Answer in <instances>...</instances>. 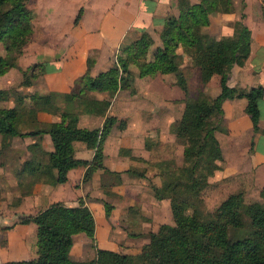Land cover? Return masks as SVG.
<instances>
[{
    "label": "crops",
    "instance_id": "0c3cea01",
    "mask_svg": "<svg viewBox=\"0 0 264 264\" xmlns=\"http://www.w3.org/2000/svg\"><path fill=\"white\" fill-rule=\"evenodd\" d=\"M30 1L35 12L32 38L18 57L16 65L0 75V81H5L1 82L0 88H14L18 85V90L23 93L70 91L74 82L87 70L94 76L117 64L122 56V49L136 40L143 31L150 33L153 38V43L147 52L148 59L151 58L155 48L162 44L159 30L166 18L179 14V0ZM188 1L197 3L199 0ZM233 6L234 9L230 12L217 10L212 12L209 16L210 23L204 26L203 31L211 36V39H217L224 32L228 33L224 35H231L229 32H232L234 26L237 27V23L241 26L243 25L241 22L246 20L254 24V27L247 25L251 30L250 53L242 65L232 67L228 83L231 86L243 88L259 84L263 86V96L259 101V130H253L250 116L245 111L247 103L245 97L226 98L223 101L222 108L228 132L219 134L216 132L223 159L219 161L221 168L214 172L209 181L210 184L213 182L222 184L226 193L241 191L246 203L251 201L263 203L261 190L264 188V16L262 8L264 3L263 0H233ZM79 10H81L80 18L75 22ZM176 51L182 55V67L190 60L195 65L190 49L180 45ZM41 62L45 63V71H37L33 76H30V72L27 74L26 67ZM132 66L136 65L130 66L129 88L90 92L96 98L110 100L105 116L68 111L65 117L66 123L71 126L91 128L87 126L95 124L94 127H102L106 116H116V121L109 129L110 132L111 128L119 126L120 141L112 151L115 154L110 152L107 140L109 132L102 143L103 164L114 173H107L103 168H98L89 179L84 180L87 166L78 165L68 169L66 180L63 182L50 184L37 180L35 175L33 177L29 173L32 156L27 144L35 141L36 138L33 136L20 137L23 139L25 153L19 155L23 165L18 170L19 175L30 176L28 182L13 178L10 170L5 171V167L0 166V180L5 177L8 183L17 185L19 190L26 184L30 189L26 190L27 193L20 191V194L24 195L21 202L12 210L8 209L0 214V264L10 260L28 259L36 255L37 226L34 222L22 223L18 217L35 213L54 201L76 205L82 199L94 215L96 238L98 226L105 227V224L99 223L95 217L96 210L99 214H106L104 204L97 203L99 200H105L112 206L109 215L116 220V224H121L120 217L129 216V213L131 217L138 218V221H134V224L138 226L134 231H125L119 225V231L124 239L117 249L103 245L102 248L133 254L140 251L138 243L148 242V233L157 230L159 225L156 228L147 229L146 219L152 216L155 207L149 206L147 210L142 204L140 193H150V188L143 185L146 177H151L153 184L157 186L161 184V179L156 170H152L151 167L146 168L145 164L155 162L150 159L154 148L168 145L175 139L172 125L182 116L184 95L188 94L175 83L173 73L140 76L138 67L136 66L137 70H134ZM50 68L52 70H49ZM197 71L199 77V66ZM214 76L218 75L212 77ZM211 79L206 82L202 90ZM134 83L136 85L144 83L143 87L147 86L149 90H143L140 96L134 94L132 90ZM214 83L217 85L215 90L217 88L219 93V79L216 78ZM149 92L152 95L148 96L158 102L144 103L145 93ZM26 99L36 110V119L39 124L61 118L60 112L53 113L49 106L40 101ZM10 101L12 106L14 102L12 99ZM151 132H154L153 135H150ZM40 140L44 151L49 152L53 149L48 133H43ZM72 145L75 157L91 160L95 150L91 144L76 140ZM118 157L128 158L125 165L122 163L124 161H120ZM107 160L110 165H107ZM128 169L131 170L128 171ZM21 170L26 172L22 174ZM135 170H144L145 175L138 176ZM39 173L40 171L36 169L35 174ZM126 174L131 177L129 179L131 182L127 181ZM104 181L105 183H100ZM0 186L4 185L0 183ZM112 197L118 200L111 202L107 200ZM97 204L99 208L96 207ZM159 204L169 205V200L157 199L155 206ZM105 223L107 227L102 229L112 232V225L107 221ZM113 239H108L107 236L105 238L112 242ZM82 242L85 244L83 239ZM74 258L83 260L81 255Z\"/></svg>",
    "mask_w": 264,
    "mask_h": 264
},
{
    "label": "trees",
    "instance_id": "16d2710c",
    "mask_svg": "<svg viewBox=\"0 0 264 264\" xmlns=\"http://www.w3.org/2000/svg\"><path fill=\"white\" fill-rule=\"evenodd\" d=\"M30 0H0V75L16 65L18 57L29 43L34 31L35 12ZM264 3V0H263ZM221 8L222 12L234 9L233 0H199L190 3L179 0L178 16H168L159 30L162 44L157 46L151 58L147 52L153 43L150 33L143 31L134 41L122 49L117 64L96 75L89 70L79 77V86L66 93H23L15 88H0V102L13 100L12 106L0 103V145L8 147L15 136H33L35 141L27 144L31 152L29 173L46 183L55 184L66 180L68 169L85 165L84 180L89 179L98 168L114 173L103 164L102 143L110 127L116 121L115 115L106 116L102 127L86 128L66 123L68 111L105 116L110 100L96 98L91 91H116L131 85L130 66L136 65L139 75L173 73L175 83L190 92L185 77L182 55L176 48L180 45L190 49L193 60L199 66L200 81L203 85L213 75L219 76L220 91L212 102L195 101L190 113L183 114L172 125V132L182 140L184 164L175 166L173 160L150 163L161 179L159 186L150 184L156 199L167 198L173 224L161 223L156 231L148 233L149 242L156 243L154 249L140 253H124L97 247L91 259L76 260L70 256L73 235L84 232L94 238L95 218L91 209L80 199L76 205L54 201L35 213L21 216L20 222H34L36 229V255L32 258L10 260L3 264H264V202L251 201L243 204L241 191L230 193L211 213L196 207L188 214L189 197H199L210 184L209 178L221 168L223 159L217 131L228 132L224 120L222 103L226 98L245 97V111L250 116L253 130H259V101L263 86L249 88L229 85L228 79L234 65H242L250 53L251 30L243 25L236 38L223 36L208 39L203 31L210 23V14ZM263 16H264V6ZM81 10L75 17L80 18ZM37 63L31 66L30 76L36 75ZM44 68V66H43ZM40 101L49 106L53 113L60 112L61 118L39 124L37 112L25 99ZM60 101L68 105L60 110ZM48 133L53 149L44 151L41 136ZM83 141L95 150L91 160L74 156L73 142ZM1 151V150H0ZM43 157V159H42ZM37 161V162H36ZM36 169L40 171L35 174ZM146 169V168H145ZM131 169H128L130 171ZM144 176V170H135ZM26 171L21 170V173ZM264 199V188L261 190ZM111 205L106 204V214ZM250 219L251 230L241 239L231 240L228 227H239L241 214Z\"/></svg>",
    "mask_w": 264,
    "mask_h": 264
},
{
    "label": "rangeland",
    "instance_id": "374dc122",
    "mask_svg": "<svg viewBox=\"0 0 264 264\" xmlns=\"http://www.w3.org/2000/svg\"><path fill=\"white\" fill-rule=\"evenodd\" d=\"M28 5L30 6L31 3L29 2ZM217 11L220 12L221 8H217ZM241 23L243 25H249L250 24V26L252 25V27H254V24L252 22H248L246 20H245V22L242 21ZM236 25H237V27L234 26L235 28H233L232 32H229V34H231V35H224L227 33V32H224V34H222V35L218 34L219 36L217 35L218 36L217 39H219L223 36H230V37L232 36L233 38H236L240 32L241 27L243 26V25L239 26V23H237ZM205 34L208 37V39H211V36H209L206 32H205ZM186 63H187V65L183 66V71H184L185 77L187 79V84H188V87L190 89V92L188 93L187 96L184 95V100H183L184 101V107H183V110H182L183 112L181 113V115L190 113L189 110L192 108V104L195 101L212 102L214 97L218 94V89L216 88V90H215V87H217V85H216V83H214V80L216 78L219 79L218 76L212 77L211 81L202 90L204 85L200 81V76L199 77L197 76V73H198L197 64L195 63V65H194L191 60L187 61ZM43 66H45V65L39 64V66L36 67L37 71H40V72L45 71L46 67L43 68ZM30 68H31V66H28L25 68V71L27 72V74H29ZM132 69L137 70V67L132 66ZM49 70H52V69L50 68ZM77 80L74 82V85L72 86L71 90L76 89L79 86V83L77 82ZM1 82H3V81H0V84H1ZM144 85H145L144 83H140L138 85H136L134 83V85L132 87L134 94H137L140 96V95H142L143 90H145V89L149 90L147 86H145V88H144L143 87ZM12 86H14V85H12ZM14 88H15V90H18L19 86L17 85ZM58 92L63 94V93H66L68 91H66V92L58 91ZM145 95L146 96H144L145 97L144 103L150 102L153 104V103L158 102L156 100H153V98L151 96L150 97L148 96V95H152L150 92L145 93ZM0 103L3 105H6V106H10L12 104V101L9 100V101H4V102H0ZM25 103L28 106L29 105L31 106V104H32V103H29V101L27 99L25 100ZM60 105H61L60 110H67L68 109V105L65 104L63 101H60ZM114 112H115V110H114ZM120 117H122V116H120ZM126 117H124V118H126ZM124 118H122V119H124ZM69 123L71 124V122H69ZM94 125L95 124H90L87 127L93 128ZM114 128L115 127L111 128L109 134L107 135V140L109 141L111 154H115V153H112V151H114V149L116 148V146L118 145V143L120 141V135L118 132L119 126L116 127L118 129H116V128L114 129ZM220 132L221 131H217L218 134ZM151 133L152 134H150V135H153L154 132H151ZM223 133H227V132H223ZM1 139H2V136L0 134V143H1ZM22 140L23 139L20 137H14L13 139L11 138L9 140L10 145L8 147H2L0 145V150H1L0 151V166H4L5 171L10 170L11 176L13 178H16L18 180H22L23 182H28V180L30 179V176L29 175L21 176V175H19V170H18L23 165V163H21L19 155H22V153H25V151H24L25 147H24V143ZM182 148H183L182 140L175 136V139L172 142H170L168 145H162V146H158L157 148H154V150L152 151L153 153L150 156V159L152 161L154 160L155 162H158V161L160 162V161H164V160H173L174 163L176 164L175 166L183 165L185 162L183 160ZM118 158H120V161H124V162H122V163H124V165L127 162L126 160H128L127 157H118ZM219 163L221 164V162H219ZM107 165H110L109 160H107ZM145 165H146V168L151 167L152 170H156L155 167L151 166L150 163H148V164L146 163ZM16 173H17V176H16ZM126 178H128L127 181L131 182V180H129L131 177H129L128 174H126ZM150 178L151 177H148V178L146 177L145 178L146 181L144 180V182H143L144 183L143 185H147L148 188H150V184L153 183ZM104 179H106L105 176H104ZM105 181L100 182V183L103 184V183H105ZM133 182L135 183V181H133ZM0 183H2L4 185V186H0V214H2V212H5L8 209L12 210L16 204L21 202V200L24 198V195L20 194V191H22V193L24 191H25V193H27L26 190H30V189L27 188L28 184L24 183L26 185L21 190H19L17 185L15 186L14 184L8 183L7 179L5 177H3L0 180ZM134 183H133V185H134ZM216 183L217 182H213V183L209 184L207 187H205V189H203V191L201 192L199 197H194V196L189 197V205H188V209H187L188 214H191L193 212V210L198 206H199V208H202V210L205 211L206 213L207 212L211 213L215 210V208L220 203V201L222 199H224L226 196H228V194H230L228 192H227L228 194L226 193L222 184H216ZM143 185H142V189L144 188ZM140 194L142 196V204L147 208V210L149 209V206L155 207V208H153V210L155 212L152 214L151 217H149L148 220L146 219L147 229L156 228L159 224H161L163 222L168 223V224H173L172 213H171L169 205L168 204H165V205L159 204L158 206L156 205L157 206L156 207L155 203H156L157 199L153 196L151 188H150V193L143 192ZM25 195H27V194H25ZM107 200H109L111 202L114 200H118V198L116 199L115 197L114 198L112 197V198H109ZM97 203L104 204L105 211H106V204L109 205V203L105 202V200H99V202H97ZM245 203L246 202L243 200V204H245ZM98 206L99 205L97 204L96 207H98ZM95 217L99 223H104L105 227L98 226L97 238H96V235L94 233L93 239L91 237L87 236L84 232L83 233L78 232L79 233L78 235H77V233H75L73 235L74 246L72 244L73 249H72V254L70 255L72 259H75L74 257L79 256V255H81V257H83L82 258L83 260L91 259L95 256L97 247L107 246V247H111L112 249H117L118 246L120 245L119 243L124 239L123 235L119 231V225L125 231H134L138 227L134 224V221H138V218L134 217V216L131 217L130 213H129V216L127 215V216H121L120 217L121 224L120 223L116 224V220L113 219L110 215L99 214L97 210L95 213ZM241 218H242V222H241V225L239 227H234V226L228 227V230H227L228 231V237L231 240L244 238L249 234V232L251 230L249 217L243 212L241 214ZM18 219H20V218L18 217ZM105 221H107L110 225H112V232H109L107 229H105V230L102 229V228L107 227ZM106 236L108 239H111V240L114 238L113 242L105 240ZM80 237H82L85 244H83L82 239ZM142 244L138 243V245L140 246V251H138L136 253L148 251V250L154 249L157 246L156 243H151L149 241L142 243ZM120 252H122V251H120ZM133 254H135V253H133ZM101 264H107V262L102 261Z\"/></svg>",
    "mask_w": 264,
    "mask_h": 264
}]
</instances>
